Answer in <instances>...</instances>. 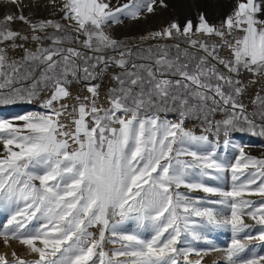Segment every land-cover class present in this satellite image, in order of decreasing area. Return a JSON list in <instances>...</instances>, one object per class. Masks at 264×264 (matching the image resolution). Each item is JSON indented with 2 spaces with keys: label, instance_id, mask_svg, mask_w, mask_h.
Instances as JSON below:
<instances>
[{
  "label": "snow or ice",
  "instance_id": "snow-or-ice-1",
  "mask_svg": "<svg viewBox=\"0 0 264 264\" xmlns=\"http://www.w3.org/2000/svg\"><path fill=\"white\" fill-rule=\"evenodd\" d=\"M211 6L129 43L113 25L166 0H0V107L38 105L0 116V238L25 252L0 264H264V157L232 141L264 138V0Z\"/></svg>",
  "mask_w": 264,
  "mask_h": 264
},
{
  "label": "rangeland",
  "instance_id": "rangeland-1",
  "mask_svg": "<svg viewBox=\"0 0 264 264\" xmlns=\"http://www.w3.org/2000/svg\"><path fill=\"white\" fill-rule=\"evenodd\" d=\"M124 3L126 0H112L113 4L117 3ZM168 3L169 7L167 9L160 8L157 9V11L154 14H145L141 19L145 20L146 18L150 22H145L147 25L150 24H155L156 20L159 18H176L178 17H184V16H191L193 9L190 7L191 4H196L199 3L200 6H205L206 4H211L212 6L209 7V12L210 14L213 15V18L216 16L222 14L224 11L227 10L226 5L228 0H166ZM3 11L2 8H0V12ZM5 11V10H4ZM133 21L125 19L122 24L118 25H113V28L111 29L112 34H115L114 36L117 39L120 40H127L129 43H134L133 40H129L128 38L124 37H119L116 35V32L123 30L127 31L129 28H132L133 25H131ZM145 25V24H144ZM139 25H135L134 28L137 29ZM116 31V32H115ZM27 108H34L38 109V105L36 104H25V105H18L15 107H6V108H1L0 109V116L2 115H8V117L16 115L17 111L19 110H24ZM13 114V115H12ZM190 126V125H189ZM232 141L233 143L245 145L246 151L248 154L255 156L257 158L264 157V141H260L257 138H254L252 136H249L246 133H233L232 135ZM256 142V143H255ZM229 158L234 159L235 156L237 155L236 151H234L231 147L227 150L226 153ZM230 174H226L225 180L221 182L217 181H210V183L214 184L215 186L223 187L226 190L230 188ZM183 191V189H182ZM195 196H203L205 195L204 193L201 192H196L193 193ZM215 198V197H213ZM254 201H259L261 198L259 196H253L251 197ZM214 207H219L218 205ZM11 215V210H5V209H0V230H3V225L6 223L7 219L10 218ZM246 222L249 224H252L253 222L251 220H247ZM36 222L33 221L32 224L29 225L31 227L33 224ZM258 226L254 225V228ZM125 230H134V225L129 223L124 226ZM144 238L148 239L151 237V232L150 231H144L142 233ZM208 240H210L212 243L211 245L206 244L204 241L196 242L195 246L198 248H208L211 246L219 247V248H224L227 247L231 243L232 239V233L228 229H215V230H210L206 233ZM244 234L241 233V236ZM252 246H255L254 252L255 254H264V243L258 241V240H253L250 242V248ZM109 248H111V245H108ZM16 250L20 255H25L24 249L19 245L18 243L13 242L11 244V247H5L2 238H0V253H11L12 250ZM252 254L251 252H246L243 255L247 256ZM192 259H196L195 256L191 257ZM217 261H222V253L221 252H210L209 254L204 256V264H215Z\"/></svg>",
  "mask_w": 264,
  "mask_h": 264
},
{
  "label": "bare ground",
  "instance_id": "bare-ground-1",
  "mask_svg": "<svg viewBox=\"0 0 264 264\" xmlns=\"http://www.w3.org/2000/svg\"><path fill=\"white\" fill-rule=\"evenodd\" d=\"M4 11V9H3ZM3 11L0 12V14L3 13ZM176 18H183V17H176ZM173 18L169 17V18H159L158 20H156L155 24H146L145 22H150L148 21V19L146 18L145 20H138V21H133V23L131 25H133L132 28H129L127 31H123V30H120L118 32H116V35H118L119 37H124V38H128L129 40H133L135 42L136 38L142 36V35H145L147 34L148 32L150 31H155V30H159L165 23H167L169 20H171ZM145 24V25H144ZM135 25H139L136 28H134ZM115 35V34H113ZM33 110H37V109H34V108H27V109H22V110H19L17 111V114H23L25 112H28V111H33ZM10 114V113H9ZM9 114H7L6 116H8ZM13 115V114H12ZM2 116V115H1ZM5 116V115H3Z\"/></svg>",
  "mask_w": 264,
  "mask_h": 264
},
{
  "label": "trees",
  "instance_id": "trees-1",
  "mask_svg": "<svg viewBox=\"0 0 264 264\" xmlns=\"http://www.w3.org/2000/svg\"><path fill=\"white\" fill-rule=\"evenodd\" d=\"M25 104H27V103H19V104H17V105H14V106H6V107H15V106H18V105H25ZM6 107H0V109L1 108H6ZM247 134V133H246ZM249 136H252V135H250V134H248ZM252 137H254V136H252ZM254 138H257L258 140H260V141H264V138H260V137H254Z\"/></svg>",
  "mask_w": 264,
  "mask_h": 264
},
{
  "label": "water",
  "instance_id": "water-1",
  "mask_svg": "<svg viewBox=\"0 0 264 264\" xmlns=\"http://www.w3.org/2000/svg\"><path fill=\"white\" fill-rule=\"evenodd\" d=\"M256 143V142H255Z\"/></svg>",
  "mask_w": 264,
  "mask_h": 264
}]
</instances>
